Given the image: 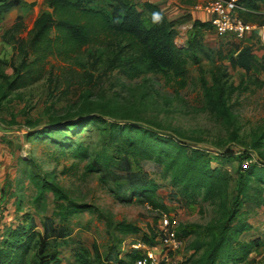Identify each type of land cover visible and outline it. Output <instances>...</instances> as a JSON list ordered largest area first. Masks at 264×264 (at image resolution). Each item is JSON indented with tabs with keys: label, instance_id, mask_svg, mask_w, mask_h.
Listing matches in <instances>:
<instances>
[{
	"label": "trees",
	"instance_id": "1",
	"mask_svg": "<svg viewBox=\"0 0 264 264\" xmlns=\"http://www.w3.org/2000/svg\"><path fill=\"white\" fill-rule=\"evenodd\" d=\"M21 1L0 0V15L20 6ZM240 3L246 6L240 12L245 22L264 25V0ZM46 4L48 9L41 11L30 30L19 15L3 34L18 61L14 57L0 60V64L13 70L11 75L0 71V99L44 79L49 82L52 98L66 97L72 87L92 79L95 71H118L130 80L157 74L184 87L188 64L199 63V54L205 51L204 35L213 30L210 22L196 19L186 44L180 45L174 23L149 1L139 5L131 0H46ZM154 15L159 18L154 19ZM53 59L59 65L52 63ZM255 61L250 47L240 49L238 56L232 58L247 72ZM223 76L221 73L215 77L211 86L205 82L203 94L208 107L233 124L229 88L222 82ZM117 106L115 103L113 109L97 111L91 108L85 112H92L90 115L51 120L41 127L40 122L30 121L33 130L28 136L50 139L62 149L70 148L81 160H88L89 147L70 135L80 134L90 123H104L106 147L93 154L86 171L98 173L100 181L120 202L164 208L158 196L159 184L148 172L134 168L142 161L161 165L171 185L188 203L204 201L219 207L217 220L205 227L209 236L195 247L196 252L202 251L203 264H245L254 250L264 245L261 236H244L253 228L245 204L264 206V130L253 140L250 152L244 154L229 147L225 150V156L235 155L238 162L236 187L231 194L229 176L212 164V156L200 141L163 133L156 125L121 114ZM47 190L55 195L62 193L55 184L43 182L35 198L39 207L44 205ZM86 210L94 212L89 205L69 202L54 215L67 220ZM25 217L27 224L18 221L10 225L0 240V264H60L58 252L49 249L50 240L68 237V226L45 217L41 232L36 229L34 218ZM116 228L121 238L117 260L112 264H134L139 256L134 252L120 257V245L126 235L142 233L149 243H154L157 236L156 230L149 234L127 221L117 222Z\"/></svg>",
	"mask_w": 264,
	"mask_h": 264
},
{
	"label": "rangeland",
	"instance_id": "2",
	"mask_svg": "<svg viewBox=\"0 0 264 264\" xmlns=\"http://www.w3.org/2000/svg\"><path fill=\"white\" fill-rule=\"evenodd\" d=\"M131 1L143 4V0ZM197 1L206 3L209 0ZM46 9V0H22L18 8L0 17V60L14 57L3 34L12 26L16 16L22 14L30 30L41 11ZM146 16L151 21L148 14ZM190 34H178L177 43L186 44ZM23 35L26 36L27 32ZM261 36L262 33L257 32L245 39H236L220 36L214 30L207 32L203 41L205 51L199 54L198 64H188L189 74L184 87L157 74L130 80L118 71H95L92 79L72 87L66 97L52 98L49 82L44 79L0 99V163L7 171L3 194L0 195L4 208L0 240L10 225L18 221L27 224L25 216L34 218L38 225L36 229L41 232L44 218L52 217L55 224L68 226L70 230L68 237L50 240L49 249L58 252L60 264H112L117 260L121 238L117 222H132L150 234L152 229L158 230L162 215L167 213L183 239V245L172 253L170 264H203L202 251L196 252L195 247L209 236L205 227L219 216L216 204L188 203L171 185L163 167L153 161H142L134 168L148 172L159 184L158 196L165 207L120 202L100 181L98 173L86 171V164L93 154L106 147L104 123H90L80 134L70 135L89 147L91 158L81 160L70 148L62 149L50 139L28 136L33 130L29 122H40L41 127L51 120L90 115L92 112H85L91 108L95 111L113 109L117 103L119 112L127 117L156 125L171 136L200 141L212 156V164L229 176L232 194L236 187L238 162L235 155L225 156L224 152L228 147L244 154L250 152L253 140L264 130V41ZM246 47L252 48L256 60L250 72L232 62L239 50ZM14 58L18 61L17 56ZM51 62L59 65L54 59ZM0 71L13 73L12 68L4 64H0ZM221 73L224 74L222 82L229 88L233 124L211 110L203 94L205 82L211 86ZM43 182L55 184L62 193L55 195L47 190L44 202L42 200L44 205L39 207L35 198ZM69 202L89 205L94 212H79L67 220L54 215ZM245 208L249 210L253 228L244 236L261 234L264 237V206L258 208L247 203ZM263 252L264 246L261 256L249 264H264Z\"/></svg>",
	"mask_w": 264,
	"mask_h": 264
},
{
	"label": "built area",
	"instance_id": "3",
	"mask_svg": "<svg viewBox=\"0 0 264 264\" xmlns=\"http://www.w3.org/2000/svg\"><path fill=\"white\" fill-rule=\"evenodd\" d=\"M241 0H209L199 3L196 9L204 14V21L212 24L213 30L220 36H232L236 39H245L249 34L264 28L243 20L241 11L246 10ZM248 162L244 164L246 167ZM3 202L0 197V220L3 215ZM154 243L147 242L144 237L137 234L126 235L120 245V256L124 253H139L134 264H170L173 252L182 245L183 239L174 228L170 216L165 213L161 217V225L156 230ZM137 236V237H136ZM124 252V253H121Z\"/></svg>",
	"mask_w": 264,
	"mask_h": 264
},
{
	"label": "crops",
	"instance_id": "4",
	"mask_svg": "<svg viewBox=\"0 0 264 264\" xmlns=\"http://www.w3.org/2000/svg\"><path fill=\"white\" fill-rule=\"evenodd\" d=\"M146 1L157 4L162 9L165 15L174 23V26L176 30L178 31L179 35L188 36V34L191 33L194 20L204 19V14L202 13V11L195 8V6L199 4L197 3L198 2L197 0H143V3ZM18 7L19 6L13 8L7 14L11 13L14 9ZM7 14L0 15V17L3 18ZM19 15H22V14H19ZM19 15L16 16V19ZM257 32L262 33L261 37H262V41H264V28L258 29ZM187 40H188V37H187ZM6 178H7V171L5 170V166L1 165L0 163V195L3 194ZM256 236H261V234L256 235ZM261 253H262V247L255 249L245 264H249L251 260L260 257Z\"/></svg>",
	"mask_w": 264,
	"mask_h": 264
},
{
	"label": "clouds",
	"instance_id": "5",
	"mask_svg": "<svg viewBox=\"0 0 264 264\" xmlns=\"http://www.w3.org/2000/svg\"><path fill=\"white\" fill-rule=\"evenodd\" d=\"M159 17L157 15H154V19H158Z\"/></svg>",
	"mask_w": 264,
	"mask_h": 264
}]
</instances>
